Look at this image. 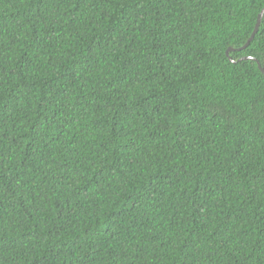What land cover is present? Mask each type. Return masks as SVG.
<instances>
[{"label": "trees", "instance_id": "obj_1", "mask_svg": "<svg viewBox=\"0 0 264 264\" xmlns=\"http://www.w3.org/2000/svg\"><path fill=\"white\" fill-rule=\"evenodd\" d=\"M263 7L0 0V264H264Z\"/></svg>", "mask_w": 264, "mask_h": 264}, {"label": "water", "instance_id": "obj_2", "mask_svg": "<svg viewBox=\"0 0 264 264\" xmlns=\"http://www.w3.org/2000/svg\"><path fill=\"white\" fill-rule=\"evenodd\" d=\"M263 12H264V7L261 9V11L259 12V14L257 15L256 23H255V25H254V28H253V30H252V32H251L249 38H248L247 41L244 43V45H242L240 48H237V50H241L242 48H244L245 46H247V44H248V43L250 42V40L253 38V36L255 35V33H256V31H257V29H258V27H259V24H260V21H261V18H262V14H263ZM233 50H235V49L229 47V48L226 49L225 52H226V54H228V52L233 51ZM242 59H255V58H254V57H250V56H243V57L239 58V60H242ZM255 60H256V59H255ZM257 64H258L260 70H261V71L263 72V74H264V69L260 66V64L258 63V61H257Z\"/></svg>", "mask_w": 264, "mask_h": 264}]
</instances>
